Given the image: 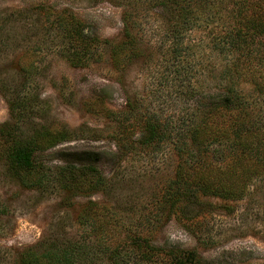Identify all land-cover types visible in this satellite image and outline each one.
<instances>
[{
	"label": "rangeland",
	"instance_id": "374dc122",
	"mask_svg": "<svg viewBox=\"0 0 264 264\" xmlns=\"http://www.w3.org/2000/svg\"><path fill=\"white\" fill-rule=\"evenodd\" d=\"M150 5L138 3V27L146 39L142 56L124 70H116L107 51L100 59L95 54L87 66L71 65L66 53L78 41L79 28L92 38L90 47L96 52V40H120L125 0H0V125L13 123L15 114L9 103L24 97L19 101L27 106L21 110H30L20 117L22 136H29L32 127L39 125L74 132L69 140L42 152L43 163L50 167L92 163L108 179L103 190L94 192L65 190L51 181L28 187L0 159V264H15L30 247L42 251L53 244L70 246L76 239L86 238L89 226L78 223L77 216L89 203L110 207L122 220L137 217L141 210L146 214L154 207L153 195L160 194V185L172 176L175 157L170 147L131 152L126 157L114 155L117 130L103 115L105 108L124 109L128 100L172 121L188 107L173 78L176 64L155 44L164 25L163 11ZM222 13L198 18L187 35L181 57L188 69L181 75L184 84L199 81L203 91L212 90L207 65L224 60L210 50L208 33L222 28ZM207 209L197 218L204 217L206 229L194 234L173 216L153 219L158 223L149 237L160 249L152 255L156 262L148 264H164L161 259L170 247L195 250L204 264H264L263 181L252 184L232 213ZM76 264L112 262L98 253Z\"/></svg>",
	"mask_w": 264,
	"mask_h": 264
},
{
	"label": "trees",
	"instance_id": "16d2710c",
	"mask_svg": "<svg viewBox=\"0 0 264 264\" xmlns=\"http://www.w3.org/2000/svg\"><path fill=\"white\" fill-rule=\"evenodd\" d=\"M141 2L163 11L164 25L155 44L176 64L173 78L188 107L172 121L128 100L124 109L105 108L103 115L117 130L114 155L126 157L131 152L170 147L175 157L172 176L160 185V194L153 195L154 207L146 214L141 210L137 217L122 220L110 207L89 203L92 205L84 206L77 216L78 223L89 226L86 238H78L70 246L53 244L42 251L30 247L15 264H76L98 253L112 264L156 262L152 255L160 247L149 237L158 223L153 219L163 214L173 216L194 234L206 229L204 217L197 218L207 207L232 213L234 204L247 195L252 184L264 182V0H125L121 39L96 40V52L90 47L92 38L79 28L78 41L66 53L69 63L87 66L95 54L100 59L107 51L111 67L124 70L141 57L146 40L138 27ZM221 11L222 28L208 34L210 50L224 61L207 65L213 86L211 91H203L199 81L184 84L181 77L188 70L181 58L184 42L198 18L209 19ZM59 26L65 29L63 23ZM21 99L9 101L14 102L9 103L11 114H15L13 123L0 125V159L12 175L28 187L51 181L65 190H103L108 179L92 163L50 167L41 161L42 152L69 140L74 132L67 127L50 130L39 125L32 127L29 136H22L20 117L30 109L21 110L27 106ZM164 254V264H204L192 249L170 247Z\"/></svg>",
	"mask_w": 264,
	"mask_h": 264
}]
</instances>
